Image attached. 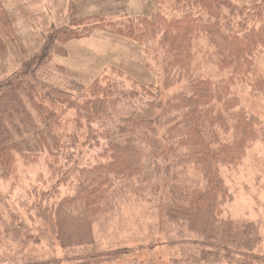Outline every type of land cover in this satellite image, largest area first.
Masks as SVG:
<instances>
[{"label": "trees", "instance_id": "1", "mask_svg": "<svg viewBox=\"0 0 264 264\" xmlns=\"http://www.w3.org/2000/svg\"><path fill=\"white\" fill-rule=\"evenodd\" d=\"M144 3L153 8L149 16L124 14L113 22L75 19L72 6L63 29H83L57 34V40L90 38L109 25L111 35L124 38L129 49L128 44L139 46L156 64L155 69L144 64L154 80L111 66L89 86L76 83L71 91L17 77L0 84V182H10L13 196L21 162L41 164L43 183L53 185L26 191L37 200L20 209L41 220L33 231L0 193V248L15 245L21 251L28 242L40 245L43 237H52L60 249L75 242L72 248L93 250L95 229L104 233L118 200L130 195L155 198L164 245L179 248L170 264H264L252 225L224 219L232 197L219 174L238 166L264 138L240 91L246 86L248 97L264 98V0H140L139 5ZM6 19L0 10V32L13 40ZM3 48L0 36V53ZM203 68H212V74L203 75ZM22 128L31 135L29 150L26 139L15 136ZM89 155L91 163L82 164ZM62 187L71 193L62 194ZM162 188L167 189L159 210ZM154 236L149 244L157 247ZM131 250L91 251L86 257H122ZM7 254L1 264H46L9 260Z\"/></svg>", "mask_w": 264, "mask_h": 264}, {"label": "rangeland", "instance_id": "2", "mask_svg": "<svg viewBox=\"0 0 264 264\" xmlns=\"http://www.w3.org/2000/svg\"><path fill=\"white\" fill-rule=\"evenodd\" d=\"M139 2L140 0H62L61 5L46 8L49 5L45 0H28L27 8H19L12 6L13 1L5 0L4 4L0 3V10L10 24L13 40L0 32L5 44L0 53V84L17 77L71 91L76 83L89 86L92 79L111 66L120 67L127 74L142 81L154 80L155 76L144 68V64L150 62L152 69L156 68V64L145 58L139 46L128 44L129 49L122 41L124 38L111 35L109 25H106L107 29L92 31L90 38L74 39L70 42L57 40V34L63 37L65 32L81 33L83 29V26L74 30L63 29L70 23L72 14L69 9L72 6L76 7L77 13L74 11V14L78 18L74 16L75 19L97 18L113 22L121 21L124 14L130 17L149 16L153 11L149 2V5H139ZM97 5L98 8H95ZM53 36L56 39L51 41L50 37ZM260 60L264 63V58ZM212 70L203 68L201 73L210 76ZM144 75L145 78L142 77ZM123 78L122 81H127L126 85L131 84V80ZM249 90L246 86L240 90L244 93H241L245 98L243 105L260 120L264 129V98L248 97ZM15 131V136L21 141L22 138L26 139L25 149L33 148L31 135L25 134L24 128ZM90 157L86 156L82 164L91 163ZM19 169L20 180L14 185L15 194L10 196L8 193L12 188L9 181L0 182V193L7 198L10 208L20 213L27 228L33 231L37 223L41 225V220L35 218L34 211L31 212L32 218H27L24 210L20 209L25 205L29 208L32 201L37 200L29 197L26 191L33 188L38 192L47 191L53 185L43 183L42 177L45 176H41V164L24 165L20 162ZM219 174L232 197L226 207L224 219L239 225L251 224L253 233L259 234L262 243L260 251L264 254V138L245 153L238 166L224 167ZM166 189H160L157 197L160 201L159 210L163 209ZM60 190L64 195L71 193L69 187H62ZM145 200H138L130 195L119 199L103 228L106 231L99 233L100 230L95 229L96 245L93 250L85 246L72 248L77 245L75 242L64 245L68 247H64L66 249H60V244L56 242L55 245L52 237H43L42 244L28 242L21 251L15 245L12 246L14 250L5 245V249L0 248V262L5 260L8 253L6 257L9 260L16 257L30 263L43 260L46 264H53L54 261L57 262L54 264H75L76 261H79L76 264H170L171 255L179 248H168L164 245L162 216L155 211V198ZM154 234L155 242H160L157 247L149 244L150 235ZM47 244L52 247H47ZM124 248L132 249L131 253L95 261L86 257L88 253L92 256L91 251L104 253Z\"/></svg>", "mask_w": 264, "mask_h": 264}, {"label": "crops", "instance_id": "3", "mask_svg": "<svg viewBox=\"0 0 264 264\" xmlns=\"http://www.w3.org/2000/svg\"><path fill=\"white\" fill-rule=\"evenodd\" d=\"M5 0H0V3L1 4H4ZM10 1H13L14 3L12 4V6H15V7H19V8H27L28 6L26 5L28 3V0H10ZM47 2V5H49L48 7L46 8H51V7H54V5H61L62 3V0H45ZM117 1V0H116ZM95 8H98V5L95 7ZM62 9H65L62 8ZM64 21V20H63Z\"/></svg>", "mask_w": 264, "mask_h": 264}]
</instances>
